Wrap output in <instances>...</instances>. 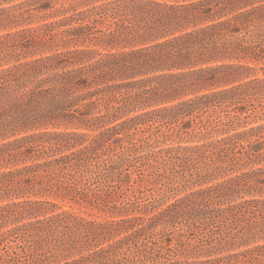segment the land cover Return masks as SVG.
Wrapping results in <instances>:
<instances>
[{
	"label": "trees",
	"instance_id": "obj_1",
	"mask_svg": "<svg viewBox=\"0 0 264 264\" xmlns=\"http://www.w3.org/2000/svg\"><path fill=\"white\" fill-rule=\"evenodd\" d=\"M261 1L113 0L77 12L78 5L70 6L64 12L73 13L61 20L0 35L1 49L32 37L27 41L36 50L52 51L0 68V264L145 263L140 254L154 263L161 252L162 258L175 254L195 224L216 221L228 237L261 242L228 256L229 263L264 264V124L177 149L174 156L182 155L176 161L183 163L210 158L208 177L234 174L187 192L147 218L125 216L110 190L114 170L134 148L99 153L105 144L112 149L119 134L164 112L170 119L186 118L212 102L252 98L254 84L264 80L243 81L253 69L240 61H264V4L254 5ZM30 2L0 7V30L34 18ZM105 18L112 24L96 29ZM36 32L42 33L38 41ZM117 45L135 48L97 49ZM218 87L223 88L213 90ZM189 93L196 95L182 99ZM100 103L104 114L92 116L88 109ZM134 109L137 114L126 117ZM49 196L120 217L88 220L62 210L33 219L46 207L52 211L48 205L56 207L45 200ZM154 237L155 253L154 243L148 250L143 244ZM13 244L21 253L8 251Z\"/></svg>",
	"mask_w": 264,
	"mask_h": 264
},
{
	"label": "rangeland",
	"instance_id": "obj_2",
	"mask_svg": "<svg viewBox=\"0 0 264 264\" xmlns=\"http://www.w3.org/2000/svg\"><path fill=\"white\" fill-rule=\"evenodd\" d=\"M80 1L81 0H0V7L30 2L31 5H29L27 9L31 10L34 15L32 19L27 18L17 23V25L0 30V35L23 28L36 27L42 23L61 20L73 13V11L64 12V10L70 6L73 7L78 5L75 6L77 12L92 6L106 4L113 0H87L84 1L85 3L79 4ZM155 1L172 3L176 0ZM258 4H264V0L254 3V5ZM26 17L28 16L26 15ZM112 22V19L105 18L102 23L96 24V29L105 30ZM73 26H76V24L74 23L71 25V27ZM41 36V32H36L33 38L38 41L41 39ZM31 38L32 37H29L20 42L12 43L10 46H2L3 48H0V68L12 66L18 60V62H25L52 52L47 51V49H44V51H41V49L36 50L35 48L37 47L30 41H27ZM134 46L135 45H117L113 48L107 47V49L103 47L94 48H97L100 52H117L121 50H130L132 47L135 48ZM139 46L140 44L136 45V47ZM84 47L85 45H82L78 48ZM232 62L237 61L233 60ZM240 63L253 69L248 73L247 77L242 79L243 81L255 78L264 80V61L241 60ZM254 85L256 93L254 91V96L250 99L248 98L244 102H227L226 104L223 102H212L196 109L186 118L180 116L170 119L168 112H164L162 115L166 116L161 119H153L150 122L138 123L128 132L119 134L118 138H121L120 140L110 142V144H112V149L108 148L109 144H105L104 148L99 151L100 154H105V156L107 154L122 153V150H124L123 147L134 148V150L127 153L128 155H125L128 159H126L118 169L114 170L112 176L113 180L110 182L112 187L110 190L113 192V199L115 200L113 203L124 207L126 210L125 216H142L147 218L187 192L215 184L233 175L234 173H229L230 175H223L222 177L220 175L208 177L205 175V172L207 171L208 164H210V158H206V156L200 159L193 157L183 163L178 160L176 161L175 158L176 155L182 154H176L175 156L174 154L177 149L202 145L207 142L219 140L234 132L263 125L264 82H258ZM221 88L223 87L213 88V90H220ZM211 91H204V93ZM201 93H203V91L197 93V95ZM195 95L189 93L188 96H184L182 99ZM182 99H178L175 102ZM104 106V103H100L96 106H91L88 110L92 116H99L104 114ZM153 108V106L145 107L143 110L147 111ZM135 114L137 113L134 109L126 117H131ZM68 130H76V132L89 134L95 133V131L87 130L85 127L77 129L76 126H69ZM168 149H172L173 151L168 152ZM110 150L113 151L111 152ZM261 164L263 165L264 162ZM31 199H39V197L34 196L31 197ZM45 200L55 204L56 207L48 205V208L52 211H48L46 207L45 211L41 212L44 214L38 215L33 219L42 218L43 215L49 216L51 212L57 213L62 210L73 212L88 220L103 221L120 217L118 215H111L108 212L80 207L72 201L62 200L61 198L49 196L46 197ZM3 203H6V201H3L2 204ZM26 220L29 221V219ZM227 233L222 222L216 221L211 223L208 227L197 223L194 228H192L191 232L187 231L181 238L182 244L175 250V254L162 258V254L165 252H161V257L159 259L155 258L153 255L158 250V240L154 237L151 238L148 243L143 241V244L146 243L147 247L154 243V253L150 255L154 257V263L149 262L151 261L150 259L146 261L145 255L147 254L136 256L139 259L145 260V263L140 264H184V262L190 264H237L239 260H233L232 263H229L227 260L228 256L245 251L257 244H261V242L244 243L238 236L231 238L227 236ZM139 244H141V242H139ZM17 246L19 245L15 247V244H13L14 248H10L8 251L10 253L13 251L21 253V249ZM170 246H175V241H172ZM148 249L149 247L147 250ZM135 251V249H132L131 252L135 255ZM59 261L61 260L59 259Z\"/></svg>",
	"mask_w": 264,
	"mask_h": 264
}]
</instances>
